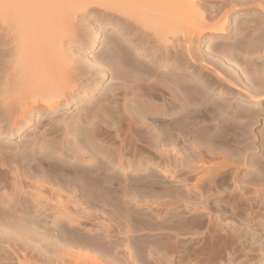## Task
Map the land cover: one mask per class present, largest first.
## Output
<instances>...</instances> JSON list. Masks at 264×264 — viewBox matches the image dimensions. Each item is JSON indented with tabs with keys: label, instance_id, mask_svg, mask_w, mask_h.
Segmentation results:
<instances>
[{
	"label": "bare ground",
	"instance_id": "6f19581e",
	"mask_svg": "<svg viewBox=\"0 0 264 264\" xmlns=\"http://www.w3.org/2000/svg\"><path fill=\"white\" fill-rule=\"evenodd\" d=\"M237 4L0 0V137L16 139L30 129L19 150L0 154L6 172H0V264H40V243L52 252L74 237L115 261L123 248L128 264H140L139 248L161 253L163 242L146 240L147 230L137 235L134 214L147 217L142 229L165 231L172 247L185 246V235L196 243L197 223L218 235L212 242L229 236L237 244L246 232H224L219 217L227 219L228 211L243 220L249 237L264 235V130L260 154L255 142L248 143L260 110L224 99V87L235 79L225 63L234 71L241 65L228 52L264 50V0ZM247 10L261 12L255 24L236 25L239 39L232 44L212 45L210 38L230 36L232 16ZM190 14L196 21L211 15L202 27L221 32L188 33ZM99 45V54L88 56ZM251 66L238 72L248 78L243 89L256 104L264 96V63ZM217 84L222 89L212 97ZM146 156L152 169L143 164ZM143 167L147 172L136 176ZM109 204L122 206L118 217L107 213L117 231L96 220ZM90 219L98 223L90 226ZM139 237L146 245H137ZM100 238L106 242L92 241ZM24 240L33 255L20 250Z\"/></svg>",
	"mask_w": 264,
	"mask_h": 264
},
{
	"label": "rangeland",
	"instance_id": "374dc122",
	"mask_svg": "<svg viewBox=\"0 0 264 264\" xmlns=\"http://www.w3.org/2000/svg\"><path fill=\"white\" fill-rule=\"evenodd\" d=\"M245 1L249 2L250 0H238L239 4H237L238 5L237 7L238 8H242L244 6L243 3ZM249 4H251V7H252L254 2L251 1ZM192 6H193V8H195L194 5H192ZM246 7L247 6H244L243 8H246ZM190 9L192 10V7H190L189 10L186 9V11H188V14L186 13L187 14L186 16H189V13L191 11ZM255 13H256L255 10H253V11L252 10H247L245 12H240V13H238L236 15L234 14L232 16V23H231L230 28H229L230 32H232L230 34V36L227 35V34L226 35H216L217 37L214 36V37H212L213 39L210 38L211 43L213 42L212 45L213 44L223 45L222 43H224V44L225 43H231L232 44L233 42H235L237 39H239V37L236 38V36H235L236 25H243L244 24L243 22H246L247 25L250 24L249 26L255 24L256 21H254V20H256L259 17V15H261V14H259L261 12H257L256 14ZM195 17L191 16V14H190V17H187V21L185 22V27L188 29V33H190L193 30L196 31V29H198V30L202 29L201 33L204 34V35H208V37H209L210 33L221 32L220 29L217 28V27H220L221 25H218V26L216 25V28L218 30L217 29L213 30L215 28L211 29L210 27H204V26L202 27V22L203 23L204 22H208L207 19L211 20V15L210 16L209 15L204 16V17H207L205 21H202L205 18H203V19L201 18L200 19L198 17L196 18L197 19V21H196ZM107 18L108 17H105L102 20H105ZM200 20H201V23H200ZM197 22H198V24H197ZM200 25H201V27H199ZM106 31H107V33L109 32L108 34H111V32L109 30H106ZM117 35H113V36L117 37ZM103 38L104 37H102V40H103ZM102 40L100 41L101 43H102ZM208 44H210L209 40L207 41V43L206 42H202L201 46H202L203 49H205L206 48L205 45H208ZM101 47L102 46L99 45L96 49H91V51L88 52V56L99 54ZM92 51H94V52H92ZM90 53H92V54H90ZM228 58L232 62H235V61H237L239 59L241 65H240V67L237 68V71H234V70H232L233 68L231 69V66H230L233 63L231 64L228 61H227L228 63L227 62L225 63L226 64L225 66L229 67V69L234 73V78L235 79H233L234 83H232V84L228 83L224 87V90H227L228 93H229L227 96H225L226 98H224V99H227V101L232 102L233 105H235V106L232 105V107H235V108L238 107V106L240 107V106H247L248 105L250 108L254 107L253 109H257V110L259 109L260 110L259 111L260 113L258 112L259 115H257L258 118H257L256 122H254L252 124L251 128L253 129V132L249 133L250 134V139L248 140L249 142L247 141L248 143H250V141L253 142V143L255 142V145L258 146V149H256L255 152H257L256 154H260L261 153L260 146H261V142H262L261 133H262V130H264V96L260 97V99H261L260 101L261 102L253 104L250 101V99L248 98V96L245 95V91L243 89V87H245L248 84V82H249L248 78L246 77V75H243V74L240 75L238 70H240L245 65V63L248 64L249 70L252 67L251 66L252 63L258 64V65H262L264 63V50L262 52H259V53L256 52V51L255 52H250V53H244V52L242 53V51L239 48L234 47L228 52ZM110 81L111 80H109L108 83ZM108 83H106V84H108ZM218 85L219 84H217L215 86L216 89H215L214 94H216L220 89H222V86L221 85L218 86ZM215 96H217V94L213 95L212 97H215ZM74 109L75 108L73 107L71 110L69 109L68 111H66V115L71 117L74 114V113H72V112H74V111H72ZM230 111H233V109H230ZM57 112H59V114L60 113L63 114L64 111L63 110H61V111L58 110ZM29 130L30 129H28L27 131L30 132ZM28 132H25V134H27ZM25 134H23L21 137H18L16 139H12V140H7V139H4V138L0 137V154H1V151H2L4 153V156L6 154V157H7V154H8V156L10 157V153L11 152H15L16 150H19V148L15 149V146L17 144L18 145L21 144V142L23 143L24 141H26L25 139H27V138H26ZM254 137H256V139ZM29 138H31V137H29ZM148 154H149V156H152V157L157 159V157L154 154H152V153H148ZM1 155H3V154H1ZM44 160H46V159H44ZM48 161H49V159L46 160V165L45 166H48L47 165ZM143 161H144L143 164L145 166L147 164V162H149V163L152 162V159L150 157L146 156V157H144ZM150 165L151 164H147L148 167H150ZM57 167H60V166L58 165ZM3 169L4 168L2 167V169H0V172ZM150 169H152V168L150 167ZM146 172L147 171H145L144 167H143V169L140 172H138L136 176H140L142 173L144 174ZM1 174H6L5 170L2 171ZM250 174H252V173H250ZM250 174H249L248 177H250ZM167 179H170V178H167ZM9 180H10V178H9ZM231 188H233V187H231ZM240 190L242 191V188L236 190V192L240 191ZM211 199L212 198H209L208 200H206V203L210 202ZM122 204H123V207H125L124 203H122ZM111 206L112 205H110V204L105 206L106 214H102L101 216H98L96 220L98 222L99 221H103L106 224L110 223V225H113L111 227L112 229L111 228L110 229L117 231L116 230L117 225H115V222L112 223L109 220V218H107L108 217L107 213H109L110 215H114V213L117 214L119 212L123 213L122 208H121L122 206H121V204L118 205V206H120L119 209L117 208L118 206L117 207L113 206L114 208L116 207L115 210H113L114 208L111 207ZM155 206L158 207L157 204ZM161 207H163V206L161 205ZM161 207H158V208H161ZM144 210L147 211L148 209H144ZM116 214L114 216L118 217L119 214H117V215ZM134 215H135V217L136 216L138 217V219L136 217L137 220H135V221L140 222L139 225L141 224V222L143 223V222H146L148 220L147 219L145 221V219L147 218L146 216L142 217V215H140V214H138V215L134 214ZM231 215H232V213L228 211V213H227L228 218L227 219H222L223 217L220 216L219 217V222H220L221 226L222 225L224 226V228H225L224 232L226 230H228V232H229L235 227H237L239 230H242V231L246 232V235H243L244 237L242 236V238L240 239V241L237 244L236 243L234 244L230 240H227V239L230 238L229 236H227L226 239H224V241H222V242H218V243L212 242V241L215 240L214 237H216V239L218 240V238H219L218 235L217 236L213 235V233H211L209 229L206 230V226L205 225H201V223L200 224L197 223L195 225L194 229L198 230L199 232H198L197 235L191 237L193 239H196V243H194V241H192L190 239V237H189L190 235H185V236H182L183 238L185 237L186 241H187L185 243V246H183L184 248L182 246L181 247L178 246L179 248L177 246H173L172 247L171 243L169 242L170 240L168 242H165V239L167 240V238H165L166 237V235L164 233L165 231L163 232V230H159L157 227H155L154 231H152V230L150 231V229H142L144 227L142 224L140 226L138 225L137 235L145 234V231L147 230L146 233L148 235L149 234L150 235L149 236L147 235L148 236L147 238L144 237L146 240H148V238L152 239L154 237L155 238L160 237L159 238V242L160 243L163 242L162 243L163 245L165 243H168V244H165L164 245L165 247L162 244L161 245L163 247L160 245V247H161L160 249L162 250L161 253H158V252L155 251L153 254H151V253L148 252L149 249L147 247L139 248L136 251V253H135L136 256H137V259L139 260L140 264H142V263L143 264H165V263L166 264H168V263H171V264H264V235L258 234V235H256L255 238L249 237L250 236L249 235L250 232H247L248 229H245L242 226L243 220H239L238 221V219H236L233 215L232 216ZM86 221H87L86 223H88V225H90V226L91 225L93 226L94 224L98 223L96 221H93L92 219L86 220ZM206 221L208 222V217H206ZM153 222H155V220H153ZM48 224H49L48 226L51 227L50 225H52V222L49 220ZM143 224L145 225V223H143ZM114 227H115V229H114ZM73 229H74V231H77L76 233H79V235H81V233H83L82 235L86 236V233H85L86 231L85 230H83L81 232L79 229L77 230V228H73ZM69 231H71V230L69 229ZM159 232H161L162 234H160L159 236H152L154 234L155 235L159 234ZM252 232L253 231H251V233ZM119 236H121V235H119L117 233V237H119ZM74 238L72 239V241H70V245L67 248L62 249V250H55V251H52V252L49 251V248H51V247L47 246L43 242L40 243L39 244L40 245L39 246V250H40V252H42V254H41V256H40V254L37 255L39 263L40 264H119V262H121L120 264H128V262H129V259L125 255V253L123 251V248H122V250H120V249L118 250L121 253L119 255L118 260H116L117 261L116 262L112 258H110V257L108 258L104 254H102V252L100 253V251H99V249L97 247H95L96 249L94 247H92V246H90V248L89 247L85 248L83 245H78L77 243H75V241L77 242V240L74 239ZM141 238L139 237V239H136V242L138 243L137 245H140V244L141 245L142 244L146 245V243L142 242V240L144 238H142V239ZM66 239L69 242V240H70L69 237H66ZM152 240H150V241H152ZM92 241H94L95 243H98V242L99 243H105L106 242L105 240L103 241V239H101V238L100 239H93ZM211 242L215 243V247L214 248L210 247ZM23 243H25V245L24 244L21 245L19 247L20 250H24L25 249L26 252H28V253L33 255L34 250L32 249V247L26 246L27 243L25 242V240L23 241ZM193 243H194V245H193ZM243 245H244L245 248L247 247L248 249H245L243 251V247H242ZM194 246H196V248L198 247L199 250H196V248ZM25 247H28V248L26 249ZM46 247H49V248H46ZM219 247H222V248H219ZM31 249L33 250V252L31 251ZM249 249H250V251H249ZM166 250H167L166 254H168L167 257L163 256L165 254L163 252H166ZM245 251L249 254L248 257L245 255L246 254ZM169 255H170L171 258H169ZM247 258H248V260H247ZM168 259H169V261L167 262ZM230 259H231V261H230Z\"/></svg>",
	"mask_w": 264,
	"mask_h": 264
}]
</instances>
